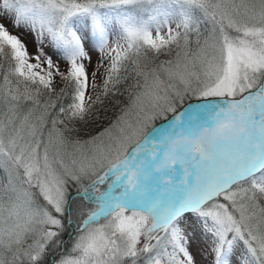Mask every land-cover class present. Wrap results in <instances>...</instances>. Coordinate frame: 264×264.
I'll return each instance as SVG.
<instances>
[{
	"label": "snow or ice",
	"instance_id": "1",
	"mask_svg": "<svg viewBox=\"0 0 264 264\" xmlns=\"http://www.w3.org/2000/svg\"><path fill=\"white\" fill-rule=\"evenodd\" d=\"M0 264H264V0H0Z\"/></svg>",
	"mask_w": 264,
	"mask_h": 264
}]
</instances>
